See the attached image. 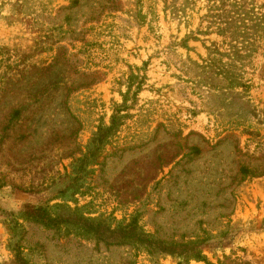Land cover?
<instances>
[{"label":"rangeland","instance_id":"1","mask_svg":"<svg viewBox=\"0 0 264 264\" xmlns=\"http://www.w3.org/2000/svg\"><path fill=\"white\" fill-rule=\"evenodd\" d=\"M0 187V264H264V0H0Z\"/></svg>","mask_w":264,"mask_h":264},{"label":"trees","instance_id":"2","mask_svg":"<svg viewBox=\"0 0 264 264\" xmlns=\"http://www.w3.org/2000/svg\"><path fill=\"white\" fill-rule=\"evenodd\" d=\"M118 119L117 115L113 116L110 129L116 126ZM22 211L26 216L39 221L47 227H57L63 224L73 225L110 245H138L145 248L150 255H166L177 258L179 264H189L192 260H207L204 254L207 250L205 240L184 244H170L156 240L139 229L136 224L113 229L103 221L90 220L71 213L53 217L46 207H36L28 203L22 206Z\"/></svg>","mask_w":264,"mask_h":264}]
</instances>
